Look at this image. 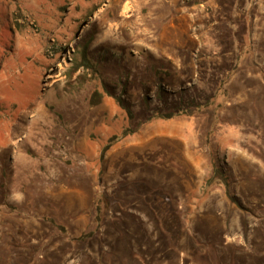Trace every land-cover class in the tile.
<instances>
[{
	"label": "rangeland",
	"instance_id": "rangeland-1",
	"mask_svg": "<svg viewBox=\"0 0 264 264\" xmlns=\"http://www.w3.org/2000/svg\"><path fill=\"white\" fill-rule=\"evenodd\" d=\"M0 264H264V0H0Z\"/></svg>",
	"mask_w": 264,
	"mask_h": 264
},
{
	"label": "crops",
	"instance_id": "crops-1",
	"mask_svg": "<svg viewBox=\"0 0 264 264\" xmlns=\"http://www.w3.org/2000/svg\"><path fill=\"white\" fill-rule=\"evenodd\" d=\"M229 4V3H228Z\"/></svg>",
	"mask_w": 264,
	"mask_h": 264
}]
</instances>
